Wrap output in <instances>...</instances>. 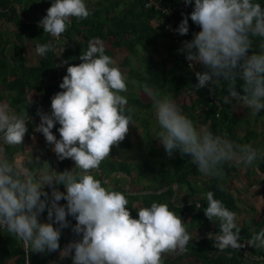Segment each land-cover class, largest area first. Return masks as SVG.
Listing matches in <instances>:
<instances>
[{
	"label": "clouds",
	"instance_id": "clouds-1",
	"mask_svg": "<svg viewBox=\"0 0 264 264\" xmlns=\"http://www.w3.org/2000/svg\"><path fill=\"white\" fill-rule=\"evenodd\" d=\"M183 2L189 5L192 0ZM90 15L85 0H54L38 27L60 40L72 18L83 20ZM182 15L176 31L184 36L189 32V15ZM190 19L201 30L191 40L183 41L180 51L186 54L189 68L200 64L204 69L195 73V88L223 82L227 91L223 102L235 100L257 116L264 109V5L257 0H194ZM55 50L54 44L37 43L33 51L44 56ZM79 60L82 62L67 67L59 84L63 91L51 97V112L38 109L40 123L34 130L54 145L52 151L60 161H74L72 170L56 172L47 162L33 170L20 159H10L6 148L24 144L30 117L0 103V230L22 243L25 264H30L31 253L58 250L61 259L71 256L72 264H164L166 255L184 254L193 239L180 215L166 203L153 202L150 207L139 208L138 219H134L125 193L104 187L105 182L94 175L101 162L110 157L112 147L126 138L129 126H135L133 109L121 95L128 91L127 77L105 54L99 38L88 41ZM238 81L242 82L243 95L237 91ZM141 87L152 102L159 128L156 136L169 157L178 151L190 157L199 173L216 178L222 176L225 164L250 167L264 159L251 144H239L227 139L226 133L216 135L194 125L171 96L161 95L147 84ZM28 101L31 103V95ZM57 123L59 139L52 131ZM40 161L37 157L36 163ZM32 162L28 160L27 164ZM57 185H63L66 192ZM45 186L51 188L50 195ZM218 187L225 190L222 184ZM62 199L66 205L59 203ZM206 200L205 216L220 223L219 232H209L208 238L219 251L243 248L237 214L215 199L211 191L206 193ZM45 210L49 222L39 220ZM69 215L76 221L71 226L73 233L82 239L61 249V230L70 227ZM246 243L264 249V228L253 230Z\"/></svg>",
	"mask_w": 264,
	"mask_h": 264
},
{
	"label": "trees",
	"instance_id": "trees-1",
	"mask_svg": "<svg viewBox=\"0 0 264 264\" xmlns=\"http://www.w3.org/2000/svg\"><path fill=\"white\" fill-rule=\"evenodd\" d=\"M147 1L107 0L105 2L99 0L97 6H87L91 12L87 19L72 18L71 25L62 34L61 39L55 40L50 34L44 33L43 28L38 27L54 0H0V103L6 98L4 94L7 92L12 107L20 113L27 112L29 117L36 115L38 109L40 111L46 109L44 100H38L33 106L28 104L29 94L33 91L44 92L51 98L57 92L63 91L59 88V84L67 74V67L81 63L79 56L81 52L87 50L88 41L99 38L104 42L105 54L111 56L113 60L116 50L125 48L128 51V55L121 64L130 66L128 76L136 81L141 89L142 85L147 84L158 90L161 95L170 94L174 101L179 100L182 95L189 96L190 103H184L181 108L183 114L193 123L199 116V123L214 134L223 136L226 133L227 139L239 144H251L254 149L262 153L264 129L257 131L248 120L237 115V108L252 113L250 108L242 103L237 104L235 100L225 104L223 99L227 91L223 82L210 84L200 89L195 88L198 83L195 73L199 71L189 68L186 54L180 51L183 41L191 40L193 34L201 30L190 19L194 0L189 5H185L183 0L161 2L162 7L167 8L175 18L174 32L166 30L161 23L162 18L170 17L162 10H156L155 7H146ZM257 2L264 5V0H257ZM182 13L189 15V32L184 36L176 31L183 19ZM26 39L30 40L33 47L37 43H51L56 45V50L40 56L39 63L29 64ZM107 43L109 46L106 45ZM62 47L63 51L60 53ZM162 49H165L166 56L158 60L156 54ZM64 61L67 63H62ZM202 71H204L203 68ZM241 84V81L237 82V91L243 95ZM121 95L128 99V107L134 106L149 112L153 110L151 100L145 101L140 96L126 93ZM50 112L51 109L48 110V113ZM131 115L133 120L138 119L135 113ZM255 119L264 121V109L257 113ZM140 120L144 123L149 121L148 118ZM244 126L245 128L241 130L240 127ZM59 127L57 123L52 129L53 133L59 134L57 130ZM27 128L28 133L24 137V144L15 148H6L10 159L14 158L17 151L25 149L27 140L35 133L32 121L27 123ZM119 146L121 150H129L133 147L129 133ZM113 150L112 148L111 152ZM169 163L170 167H166L165 163L156 160L153 155L139 162L134 172L124 161L112 162L105 159L94 175L105 182L104 187H111L113 190L125 193L129 200L127 207L132 218L138 219L139 208L150 207L153 202L166 203L171 211L180 215L186 230L189 228L199 231V235L189 241L188 250L184 254L177 255L175 258L165 257L164 264H264V259H251V257L264 258V249H257L251 245H248V249L246 247V242L251 239L253 230L258 232L264 228V216L261 219L253 216L249 221L241 224L236 221L241 228V242L245 243L244 247L239 250L229 248L219 253L214 241L209 239L207 234L209 232L213 235L217 234L220 223L218 220L210 221L204 214V209L207 207L206 193L209 191L213 192L214 198L221 200L230 211L238 214L239 201L228 185V178L232 173L236 175L245 173L249 176L255 172L259 175V182L264 187V159H258L250 167L235 163L225 164L222 166L221 177L209 176L207 181L196 180V177L200 175L198 166L191 163L190 157L181 156L178 151H174ZM35 165L42 166V163L33 162L29 165L30 169L34 170ZM73 167L74 161L65 159L59 162L56 172L72 170ZM114 174L126 175L129 178L128 186H122L118 178H113ZM149 177H152V182H159L161 188L152 189L150 185L142 186L137 190L134 188L137 185L140 186L142 180ZM175 184L185 188L190 199L180 201L181 197L178 195ZM221 184L224 185V191L219 190L218 185ZM56 187L62 192L65 190L63 185ZM196 196H199V199H196ZM59 203L66 205L67 202L64 200ZM67 219L70 227L61 230L59 241L61 249L81 237L76 236L72 231L71 226L75 225V219L70 215ZM39 220L49 222L47 210L39 217ZM53 226L59 227L56 224ZM72 254L74 255V251ZM16 257L18 259L15 264H25L22 243L6 231L0 230V264H8ZM30 264H72V259L71 256L61 259L59 250L44 254L31 253Z\"/></svg>",
	"mask_w": 264,
	"mask_h": 264
},
{
	"label": "rangeland",
	"instance_id": "rangeland-1",
	"mask_svg": "<svg viewBox=\"0 0 264 264\" xmlns=\"http://www.w3.org/2000/svg\"><path fill=\"white\" fill-rule=\"evenodd\" d=\"M107 2V0H102ZM88 7L97 6L99 0H85ZM4 23V22H3ZM5 24V23H4ZM4 27V26H3ZM13 28V27H11ZM29 39V38H28ZM26 39V43L28 44L27 49V59L29 64H37L39 63L40 56H37L34 53V48L32 47L30 40ZM109 46V43L106 44ZM128 55V51L125 48L119 49L115 51L114 61L115 66H118L121 72L127 77V81L130 86L128 87L127 95H137L145 99V101H149L150 99L144 94L143 89L140 88L139 84L136 83L134 85L132 82L134 81L132 78L128 76V71L130 66L122 65V61H124L125 57ZM166 56L165 49H162L158 54H156V58L162 59ZM202 65L196 64V69L201 72ZM170 96V94H166ZM6 96V95H5ZM190 97L186 95H182L179 100H176L177 106L181 108L184 103H190ZM133 109L132 113H135L138 119L135 121V126L131 125L128 133L130 134L131 141L133 143V147L129 150H121L120 146H113V152H110V157L106 158V160L115 162V161H124L126 164L130 165L132 170L136 172L137 166L139 162L149 158L154 155V158L158 161L165 163L166 167H170L169 159L170 157L164 150L162 144H160L157 139L156 132L159 131L157 126L154 111L151 112L146 110H139L134 106H130ZM182 110V108H181ZM237 115L241 116L244 120H248L251 123V126L257 131H261L264 129V121L256 120L255 116L252 113L246 112V110L242 108H237ZM148 118V122H141L140 119ZM199 116H197L194 125L197 127H205L199 123ZM244 127H240L243 130ZM262 138V137H261ZM260 138V140H262ZM264 141V140H263ZM258 143V142H257ZM262 153L264 154V144L261 146ZM135 174V173H134ZM116 177L120 181V184L124 187H127L129 184V178L124 174H114L113 178ZM198 181H207L209 176H204L200 173L199 176L196 177ZM259 175L255 172L252 175H246L245 173H241V175H236L232 173L228 178V185L234 191L238 198V204L240 211L237 214L238 223H243L244 221H249L253 216H257L261 219L264 216V187L259 182ZM152 177L146 178L142 180L141 185H137L134 187L137 189L142 188V186L150 185L152 189H160L161 185L159 182H152ZM176 185V184H175ZM46 187V186H45ZM45 190V189H44ZM178 195L181 197L180 201L186 198L190 199L189 193L186 192L185 188L178 186L177 184ZM66 192V189L64 190ZM196 199H199V196H196ZM63 200V199H62ZM187 232L195 238L199 235V231L197 229L192 230L187 228ZM82 239V236L79 238ZM78 239V240H79ZM248 249V244H246ZM219 253H222L219 251ZM177 255L168 254L165 257L167 258H175Z\"/></svg>",
	"mask_w": 264,
	"mask_h": 264
},
{
	"label": "crops",
	"instance_id": "crops-1",
	"mask_svg": "<svg viewBox=\"0 0 264 264\" xmlns=\"http://www.w3.org/2000/svg\"><path fill=\"white\" fill-rule=\"evenodd\" d=\"M33 48H35V47H33ZM27 49H26V51H27ZM4 95H6V98L3 100L2 103H7L14 112L19 114L20 112H18L16 109H14L12 107L11 101L8 98V93L5 92ZM30 95H31L30 105L33 106L38 100H44L46 102V109L41 110V112L48 113V110L51 109V98L49 96L45 95L44 92L37 93V92L33 91L29 94V96ZM29 121H32L34 126L37 127L40 123V116L37 114L34 116L32 115V116H30ZM53 134L57 136V139L60 138L59 134H56V133H53ZM19 146H17V147H19ZM53 147H54V145H50L46 142L45 137L43 136L42 133L35 132L33 134V136L29 140H27V145H26L25 149L17 151L14 155V158L20 159L22 162H24L26 164L27 167L30 168V166H29L30 164H27V161L32 160L33 162L36 163V158L39 157L41 160L39 163H42V166L35 165L34 166L35 169L43 167L44 163L47 162L49 164V166L54 171H56L58 166H59L60 160L57 158L56 154L52 151ZM45 191H49L51 194V188H49L48 186L45 187ZM61 201H64V200H61ZM17 259H18L17 257L13 258L10 262H8V264H15Z\"/></svg>",
	"mask_w": 264,
	"mask_h": 264
},
{
	"label": "built area",
	"instance_id": "built-area-1",
	"mask_svg": "<svg viewBox=\"0 0 264 264\" xmlns=\"http://www.w3.org/2000/svg\"><path fill=\"white\" fill-rule=\"evenodd\" d=\"M162 1L163 0H148L146 3V7H155L156 10H162L166 15H168L170 18H162L161 23L164 24L166 30H171L174 32L175 18L171 15L170 11L167 8L162 7ZM174 36L176 37L175 34ZM193 68L196 69V65Z\"/></svg>",
	"mask_w": 264,
	"mask_h": 264
},
{
	"label": "water",
	"instance_id": "water-1",
	"mask_svg": "<svg viewBox=\"0 0 264 264\" xmlns=\"http://www.w3.org/2000/svg\"><path fill=\"white\" fill-rule=\"evenodd\" d=\"M176 187H177V184H176ZM186 216V215H185ZM183 223H184V221H183Z\"/></svg>",
	"mask_w": 264,
	"mask_h": 264
}]
</instances>
